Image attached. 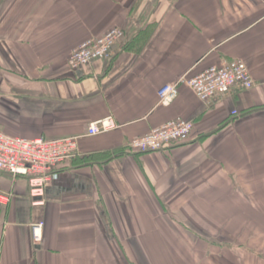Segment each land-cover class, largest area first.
Listing matches in <instances>:
<instances>
[{"label":"crops","instance_id":"0c3cea01","mask_svg":"<svg viewBox=\"0 0 264 264\" xmlns=\"http://www.w3.org/2000/svg\"><path fill=\"white\" fill-rule=\"evenodd\" d=\"M114 27L111 59L68 65ZM236 58L251 88L203 103L181 85L158 104L161 86ZM109 115L118 128L85 136ZM178 118L186 143L131 148ZM0 129L81 136L43 204L0 171V264H264V0H0Z\"/></svg>","mask_w":264,"mask_h":264},{"label":"built area","instance_id":"2783aa9c","mask_svg":"<svg viewBox=\"0 0 264 264\" xmlns=\"http://www.w3.org/2000/svg\"><path fill=\"white\" fill-rule=\"evenodd\" d=\"M124 36L114 27L99 37L81 43L68 56L71 68H80L93 61L111 59L116 43ZM188 87L203 103H209L217 94L228 93L234 86L249 89L254 85L253 76L243 59H232L212 65L196 75L182 76L177 82L158 89V104L171 105L179 95L180 86ZM237 114V111L233 112ZM118 128L112 115L89 124L85 136H95ZM194 130V123L187 119L170 120L152 128L148 133L133 137L132 149L139 152H157L186 143ZM81 136L57 138H26L12 136L0 129V171L27 181L33 205L44 203L46 189L55 180L57 171L79 151ZM11 194L0 190V206H8ZM44 222L32 225L33 240L40 243Z\"/></svg>","mask_w":264,"mask_h":264},{"label":"trees","instance_id":"16d2710c","mask_svg":"<svg viewBox=\"0 0 264 264\" xmlns=\"http://www.w3.org/2000/svg\"><path fill=\"white\" fill-rule=\"evenodd\" d=\"M147 153H149V152H147ZM66 164V163H65Z\"/></svg>","mask_w":264,"mask_h":264}]
</instances>
